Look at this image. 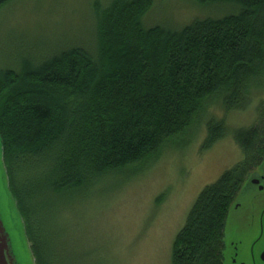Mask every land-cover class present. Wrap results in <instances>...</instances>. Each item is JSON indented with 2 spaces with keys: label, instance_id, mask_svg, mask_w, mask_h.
<instances>
[{
  "label": "trees",
  "instance_id": "obj_1",
  "mask_svg": "<svg viewBox=\"0 0 264 264\" xmlns=\"http://www.w3.org/2000/svg\"><path fill=\"white\" fill-rule=\"evenodd\" d=\"M193 1L213 15L173 30L146 27L153 0H111L91 46L0 67L2 160L36 264H67L63 202L151 164L207 114L210 149L228 130L207 108L256 103L233 135L243 160L203 189L172 249V264H224L229 210L264 159V0Z\"/></svg>",
  "mask_w": 264,
  "mask_h": 264
},
{
  "label": "rangeland",
  "instance_id": "obj_2",
  "mask_svg": "<svg viewBox=\"0 0 264 264\" xmlns=\"http://www.w3.org/2000/svg\"><path fill=\"white\" fill-rule=\"evenodd\" d=\"M111 0H14L0 11V67H18L72 46H91L99 7ZM193 0H153L146 27L180 30L213 15ZM257 104L243 111L207 110L228 134L204 149L209 115L171 141L149 165L129 170L63 202L67 264H172V249L203 189L243 160L233 135L256 124ZM264 165L245 173L225 226L224 264H263L261 214L264 191L250 184ZM262 167V168H261ZM262 172V171H261ZM247 190V191H246ZM246 192V193H245ZM64 205V206H63ZM66 205V206H65ZM0 219L17 264H36L25 226L8 191L0 140ZM260 240L255 246V241ZM254 248V249H253Z\"/></svg>",
  "mask_w": 264,
  "mask_h": 264
},
{
  "label": "water",
  "instance_id": "obj_3",
  "mask_svg": "<svg viewBox=\"0 0 264 264\" xmlns=\"http://www.w3.org/2000/svg\"><path fill=\"white\" fill-rule=\"evenodd\" d=\"M260 261L264 263V252L260 256ZM0 264H17V261L12 251L9 235L6 232L1 219H0Z\"/></svg>",
  "mask_w": 264,
  "mask_h": 264
},
{
  "label": "flooded vegetation",
  "instance_id": "obj_4",
  "mask_svg": "<svg viewBox=\"0 0 264 264\" xmlns=\"http://www.w3.org/2000/svg\"><path fill=\"white\" fill-rule=\"evenodd\" d=\"M262 168V167H261ZM261 171L260 172H258V174H256V177H254V178H252L251 180H250V184H251V186H253V187H257L258 188V190L260 191V192H262V191H264V165H263V168L262 169H260ZM255 182H257V183H255ZM247 191V190H246ZM246 193V192H245ZM260 227H261V229H262V232H261V236H263L264 235V209H263V211H262V214H261V221H260ZM258 242H260V240H257V241H255L254 242V246L258 243ZM254 249V248H253ZM264 252V249L262 250V251H260L258 254H257V256H258V258H259V260H260V256H261V254ZM240 264H242V263H240ZM264 264V263H263Z\"/></svg>",
  "mask_w": 264,
  "mask_h": 264
}]
</instances>
